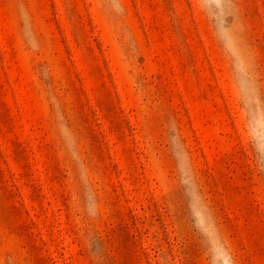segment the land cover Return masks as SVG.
Listing matches in <instances>:
<instances>
[{
  "label": "rangeland",
  "instance_id": "rangeland-1",
  "mask_svg": "<svg viewBox=\"0 0 264 264\" xmlns=\"http://www.w3.org/2000/svg\"><path fill=\"white\" fill-rule=\"evenodd\" d=\"M0 264H264V0H0Z\"/></svg>",
  "mask_w": 264,
  "mask_h": 264
}]
</instances>
